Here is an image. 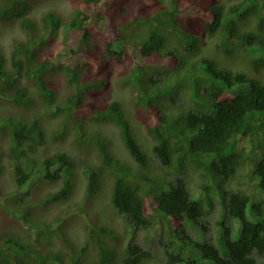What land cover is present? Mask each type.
<instances>
[{
  "label": "trees",
  "instance_id": "trees-1",
  "mask_svg": "<svg viewBox=\"0 0 264 264\" xmlns=\"http://www.w3.org/2000/svg\"><path fill=\"white\" fill-rule=\"evenodd\" d=\"M41 1L0 0V26L26 33L9 60L0 52V105L18 111L41 101L52 113L48 128L17 113L0 119V178L17 184L5 208L36 231L38 243L2 237L0 264H264V204H254L242 186L254 181L247 170L259 161L252 169L264 193V0H236L229 8L219 0H75L69 15L49 11L34 21ZM197 20L210 37L220 35L217 55L189 28ZM248 57L251 73L229 64ZM114 63L135 105L151 117L153 157L121 101L86 104L110 88ZM62 78L81 92L59 104ZM107 125L118 128L134 164L119 165L111 137L99 130ZM243 141L248 152L239 149ZM65 145L73 151L54 150ZM79 167L87 199L111 172L109 205L131 229L128 237L95 216L79 246L68 230L78 217L66 227H53L62 218L37 219L36 205L69 202ZM191 172L202 179L197 197ZM235 180L239 187L232 188ZM37 183L59 189L36 200L22 189ZM2 195L1 204L8 199ZM216 211L218 234L209 239L204 221ZM232 221L241 223L237 240ZM152 228L151 246L136 242L139 230L149 238ZM47 232L59 246L40 244Z\"/></svg>",
  "mask_w": 264,
  "mask_h": 264
},
{
  "label": "rangeland",
  "instance_id": "rangeland-1",
  "mask_svg": "<svg viewBox=\"0 0 264 264\" xmlns=\"http://www.w3.org/2000/svg\"><path fill=\"white\" fill-rule=\"evenodd\" d=\"M75 0H43L40 3H38L32 10L31 18L34 21H40L41 17L48 13L49 11H55L58 10L62 12L64 15H69L71 13V9L73 7V3ZM222 3L225 4V7L229 8L231 4H234L238 1L236 0H219ZM202 24L203 20H197V21H189L188 26L191 29V31L198 33L204 42V45L208 48L210 53H215V44L219 40L220 35H215L213 37H210L208 34L202 31ZM26 38V33L21 30L20 28H16L14 25L10 26H0V52L6 57L7 60L10 59L11 52L16 44L21 42ZM217 55V53H215ZM242 56V53L237 54V58ZM251 56V54H250ZM241 58V57H240ZM249 57L245 59L244 61H240V59H236L233 61H229V64L234 69H245L247 72L251 73L250 66L248 65ZM114 66V67H113ZM112 66V83L110 88L104 92L102 95L99 96H91L89 97L86 102V104H94L95 106H105L106 104L112 102L113 100H119L121 101L128 112L129 119L131 121V124L134 128L135 135L138 139V142L143 146L144 150H146L149 154V156L153 157L152 155V145L153 140L152 137L148 133V127L151 125V117L147 112H145L143 109L138 108L135 105V102L132 99L131 90L128 87L123 86L121 80L125 78V76L120 73L122 67L121 65H117L114 63ZM58 90H59V99L58 103L63 104L64 101H66L71 93H79L81 92V86L74 85L70 86L68 82H66L63 78L58 81ZM41 101H38L37 106L31 107V108H18V111L15 110L13 107H5L0 105V119L4 117L5 114L10 113H17L18 117H23L25 119H35L39 118L41 123L46 127H50L48 125H45V122L49 120L50 116H52V113L48 112L47 109L42 106L40 103ZM56 121H51V126L55 124ZM102 133L108 134L112 141L110 143V150L111 153L114 155L116 160L118 161L120 166H130L129 162L131 164H134V162L131 160L128 151L125 148L124 142L120 137V133L118 128H116L113 125H107L102 126L99 129ZM243 148L248 149L246 146V143L243 141L242 144L239 146V149L242 150ZM64 150L67 149L73 151V147L71 145H65V147H55L54 150ZM69 153V152H68ZM259 158H257L258 160ZM93 161L98 163V159L93 158ZM153 162V159H152ZM259 162V161H258ZM253 163L252 166L248 167L249 169L247 172H249V175L252 176L254 181H249V185H242L243 189L246 193H248L252 198L251 200L254 202V204H264V193H262L259 188L257 187L260 183L259 177L254 172L256 171L257 163ZM161 167V166H160ZM76 171L75 179H76V188L75 192L72 196V198L69 200L67 204H53L46 206L45 204L36 205L35 207V214L37 215V219L40 222H53L55 218H62L61 221L54 223L53 227L60 226V227H66L70 222L73 221L75 217H78V220L71 224L69 233L73 237L75 243L79 246H83L85 244V240L87 239V231L92 226V219L95 216H98L100 221L104 222L106 225L115 228V230L118 231V233L123 237H128L129 233H131V229H128L124 221L117 217L115 214L116 210L109 205V194L110 187H111V180L110 173L109 172L106 175L105 180H103V186L100 192L95 196V198L87 199L86 195V185H87V179L84 176V168L79 167ZM254 168V172L253 169ZM162 170V169H161ZM246 172V176H249ZM190 174L189 179L191 180V192L193 197L199 196V188L198 183H202V179L200 178V174L193 173ZM240 180V179H239ZM244 181H246L244 179ZM231 187H239L238 180H235ZM17 188V184L14 182L11 176H4L0 178V192L4 193L5 195H2V197H6L7 194H12ZM113 188V183L111 187V191ZM59 188L54 187H41L40 183L29 185L26 189H22L24 192L30 193L31 195H34V198L36 200H40L43 196L47 194V192L50 191H56ZM21 192V193H24ZM8 199H5L3 204H1L0 201V244H1V238L6 235H14L22 239L26 242H33L35 245H38L36 242L37 233L35 230H31L29 226L24 225L21 222V219L19 216H16L12 213L10 209L5 208V204L8 201L12 202L13 196H8ZM26 200H32L30 195L26 197ZM34 200L35 203L38 201ZM48 209V210H47ZM115 211V212H114ZM248 216L250 215V208H248ZM219 213L217 211L213 213L207 220L204 221V225L207 228V231L205 235L209 239H214L217 234V219H218ZM250 220L256 219L255 217H250ZM58 221V220H57ZM241 223L239 221H232L231 222V228L233 230V240L239 239V230H240ZM190 230L194 229L190 226ZM46 235V237H45ZM157 236V233L155 232V228H152L149 233V238H146V234L143 230H139L136 233V242L140 243L143 246H151L148 244L150 240H153ZM51 238V239H49ZM48 242H51V245L53 246H59L60 244L57 243L55 239V234L52 232L44 233V236H42L41 243L42 245H45ZM50 245V246H51ZM154 247V246H153ZM154 251V250H153ZM156 251V252H155ZM155 253H157V257H159V262L163 261L165 263V259H163L162 251L157 250V247L155 249Z\"/></svg>",
  "mask_w": 264,
  "mask_h": 264
}]
</instances>
